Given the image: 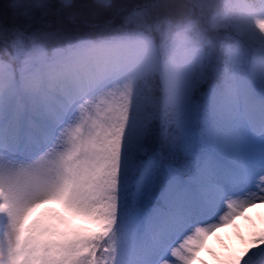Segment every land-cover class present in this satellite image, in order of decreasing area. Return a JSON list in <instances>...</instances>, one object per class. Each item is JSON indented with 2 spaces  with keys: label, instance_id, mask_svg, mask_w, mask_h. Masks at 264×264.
<instances>
[{
  "label": "snow or ice",
  "instance_id": "1",
  "mask_svg": "<svg viewBox=\"0 0 264 264\" xmlns=\"http://www.w3.org/2000/svg\"><path fill=\"white\" fill-rule=\"evenodd\" d=\"M257 204L264 0H0V264H197Z\"/></svg>",
  "mask_w": 264,
  "mask_h": 264
},
{
  "label": "rangeland",
  "instance_id": "2",
  "mask_svg": "<svg viewBox=\"0 0 264 264\" xmlns=\"http://www.w3.org/2000/svg\"><path fill=\"white\" fill-rule=\"evenodd\" d=\"M63 209L65 210L64 207ZM247 217L249 218L246 221L243 220L241 221V219H246ZM236 225L237 227L230 229L229 233L231 234V237L238 239H241V237L242 239L245 240L249 239L255 232L264 230V204H257L255 208L248 209L243 216L237 218ZM212 248L211 247L208 248V250L211 251L210 252L211 255L213 254ZM238 249L239 248L236 247L232 251H236ZM228 254L223 255V257L227 256Z\"/></svg>",
  "mask_w": 264,
  "mask_h": 264
},
{
  "label": "trees",
  "instance_id": "3",
  "mask_svg": "<svg viewBox=\"0 0 264 264\" xmlns=\"http://www.w3.org/2000/svg\"><path fill=\"white\" fill-rule=\"evenodd\" d=\"M64 15L66 16L67 19H64V17L60 15H52L46 21L50 23V25L54 24V25H62V26L67 27L69 24H71L70 22L71 17L68 14H64ZM49 34H54V32L49 33Z\"/></svg>",
  "mask_w": 264,
  "mask_h": 264
}]
</instances>
